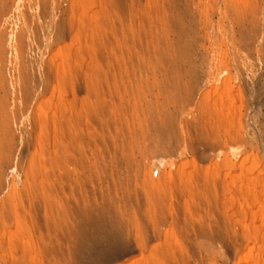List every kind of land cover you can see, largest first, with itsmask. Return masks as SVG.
Wrapping results in <instances>:
<instances>
[{"label":"rangeland","instance_id":"374dc122","mask_svg":"<svg viewBox=\"0 0 264 264\" xmlns=\"http://www.w3.org/2000/svg\"><path fill=\"white\" fill-rule=\"evenodd\" d=\"M0 264H264V0H0Z\"/></svg>","mask_w":264,"mask_h":264}]
</instances>
